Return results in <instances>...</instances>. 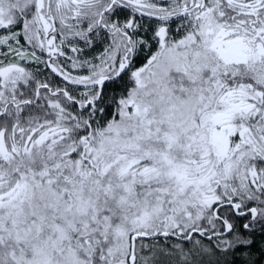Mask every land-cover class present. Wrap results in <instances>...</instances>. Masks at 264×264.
<instances>
[{
    "label": "snow or ice",
    "instance_id": "snow-or-ice-1",
    "mask_svg": "<svg viewBox=\"0 0 264 264\" xmlns=\"http://www.w3.org/2000/svg\"><path fill=\"white\" fill-rule=\"evenodd\" d=\"M0 264H264V0H0Z\"/></svg>",
    "mask_w": 264,
    "mask_h": 264
}]
</instances>
